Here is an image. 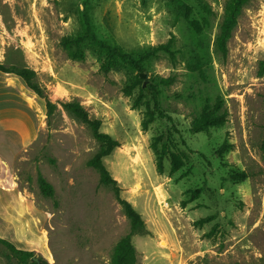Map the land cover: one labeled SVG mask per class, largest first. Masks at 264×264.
Returning a JSON list of instances; mask_svg holds the SVG:
<instances>
[{
  "label": "rangeland",
  "instance_id": "374dc122",
  "mask_svg": "<svg viewBox=\"0 0 264 264\" xmlns=\"http://www.w3.org/2000/svg\"><path fill=\"white\" fill-rule=\"evenodd\" d=\"M225 2L0 0V62L33 69L57 106L47 118L45 100L26 93L43 107L29 99L37 136L14 166L0 164V204L16 221L0 218L4 240L15 243L17 225L16 247L48 264H111L129 233L113 189L88 166L100 144L62 107L77 101L120 143L103 162L145 221L147 234L132 238L137 264H264V0L243 8L226 57L217 48ZM86 18L100 40L146 57L145 88L129 63L103 73L104 55L88 41L83 61L70 58L63 41L84 35ZM149 85L171 121L150 118ZM218 103L225 125L193 134ZM0 264H19L1 244Z\"/></svg>",
  "mask_w": 264,
  "mask_h": 264
},
{
  "label": "trees",
  "instance_id": "16d2710c",
  "mask_svg": "<svg viewBox=\"0 0 264 264\" xmlns=\"http://www.w3.org/2000/svg\"><path fill=\"white\" fill-rule=\"evenodd\" d=\"M250 1L251 0H226L225 2L220 34L217 38V48L224 57L227 56L228 43L232 37L235 27L237 26L243 8ZM204 9L207 12H210L207 6H204ZM87 41L97 46L100 52L104 55V63L101 66L103 73H109L119 62H124L131 64L132 66L136 67L141 72V74H144V68L141 64L146 59V57L142 56L136 59L134 55L123 52L121 48L109 45L106 42L100 40L94 33L88 18H86L85 22L84 35L77 38L65 39L63 41V46L68 51V55L72 60L83 61L84 56L81 47ZM0 72L15 75L24 84L26 89L41 99H44L46 102L47 118L52 117L57 109V106L51 101L47 90L43 88L38 82L37 74L33 69L26 66H6L0 62ZM140 75L137 76L136 83L141 84L144 87V83H142ZM165 82L170 84L171 80H167ZM143 87L141 89V94L142 96L145 93L150 95L148 107L153 108L150 113V118L154 120L155 117H158L171 121V118L167 116V114L159 106V92L156 86L149 85L146 91L143 90ZM127 95H130V92H127ZM140 99L141 98L139 97L135 101L134 107L137 106ZM62 107L74 119L87 126L92 131L94 139L100 144L98 152L88 162V166L98 172L100 185L111 187L113 189L117 202L123 208L124 214L130 222V231L117 243L112 255L111 264H137V251L132 243V238L134 236L146 235V224L137 210H135V208L128 201L120 197L121 189L118 186V182L111 176L103 162V160L109 157L115 149L120 147V143L113 139L109 134L101 132L102 122L98 119H92L89 116L88 111L79 102H65L62 104ZM220 109L221 104L218 103L214 109L205 111L199 119L192 123L191 132L193 134H198L207 132L210 129L222 128L227 121V114H220ZM262 147L264 149V139ZM179 170L180 167H177L174 160H172L170 170L171 173L175 174ZM236 178L244 180L247 178V176L245 174H239L236 176ZM38 183L40 190L44 195L50 198L54 197V189L40 173L38 174ZM197 195L198 192H195L193 195V201L197 199ZM211 219V217H208L203 220V222H209ZM0 244L8 249L11 255L17 259L19 264H38L37 262H31V259L36 255L34 252L19 249L14 244L1 238ZM39 259L41 261L40 264H48V262L42 257Z\"/></svg>",
  "mask_w": 264,
  "mask_h": 264
},
{
  "label": "crops",
  "instance_id": "0c3cea01",
  "mask_svg": "<svg viewBox=\"0 0 264 264\" xmlns=\"http://www.w3.org/2000/svg\"><path fill=\"white\" fill-rule=\"evenodd\" d=\"M28 91L18 77L0 72V164L6 168L15 165L20 154L37 136V109L29 99H33L40 107L43 106L40 99L28 96ZM0 218L16 223L15 219L5 214L2 204ZM0 238L3 239L1 235ZM18 241L20 234L16 225L15 243H10L16 246ZM20 249L26 250L22 246Z\"/></svg>",
  "mask_w": 264,
  "mask_h": 264
},
{
  "label": "water",
  "instance_id": "95a60500",
  "mask_svg": "<svg viewBox=\"0 0 264 264\" xmlns=\"http://www.w3.org/2000/svg\"><path fill=\"white\" fill-rule=\"evenodd\" d=\"M140 78L145 80L144 81V88H145L147 86V83H148V81H147L148 76L146 74H141ZM31 262H37L38 264H40L41 261L38 257L35 256L31 259Z\"/></svg>",
  "mask_w": 264,
  "mask_h": 264
},
{
  "label": "bare ground",
  "instance_id": "6f19581e",
  "mask_svg": "<svg viewBox=\"0 0 264 264\" xmlns=\"http://www.w3.org/2000/svg\"><path fill=\"white\" fill-rule=\"evenodd\" d=\"M139 188H140V186H137V189L139 190ZM163 245H165L164 243H163Z\"/></svg>",
  "mask_w": 264,
  "mask_h": 264
}]
</instances>
